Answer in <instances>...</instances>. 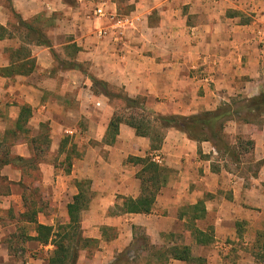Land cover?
<instances>
[{
  "label": "crops",
  "instance_id": "obj_1",
  "mask_svg": "<svg viewBox=\"0 0 264 264\" xmlns=\"http://www.w3.org/2000/svg\"><path fill=\"white\" fill-rule=\"evenodd\" d=\"M73 1L0 0V140L15 137L10 131L29 107L26 131L17 130L9 147L13 155L37 158L32 183L23 167L0 170L8 185L0 190V264H49L53 245L30 238L35 222L21 216L22 184L48 188L50 206L60 203L66 220L83 179L92 197L80 212L78 264H264L253 253L264 231V123L227 124V143L254 142L240 162L173 127L154 148L151 134L139 135L125 122L113 133L112 100L89 77L166 116L255 96L264 86V0H139L127 13L140 17L139 25L121 37L96 34L109 21L95 7L122 14L115 1L83 13L82 0ZM29 59L32 70L12 69ZM41 136L49 142L45 150L34 140ZM63 139H70L66 159L69 147L82 152L70 171L38 158L51 145L55 153ZM144 158L156 163L159 177L150 178L156 175L138 161ZM147 196L148 211L128 208ZM57 216L50 208L37 220L55 225ZM184 245L189 258L175 257L172 250Z\"/></svg>",
  "mask_w": 264,
  "mask_h": 264
},
{
  "label": "trees",
  "instance_id": "obj_2",
  "mask_svg": "<svg viewBox=\"0 0 264 264\" xmlns=\"http://www.w3.org/2000/svg\"><path fill=\"white\" fill-rule=\"evenodd\" d=\"M4 31V27L0 25V37L3 36L1 31ZM42 37V34H38ZM20 56V53H19ZM34 67V60L29 59L24 62H20L12 69L17 71H28ZM11 68V67H10ZM2 70V73H5ZM93 82L94 87L98 92L108 96L109 98L118 97L127 102L130 114L127 117L119 116L115 113L110 122V128L115 134L118 131L121 122H125L134 127L139 135L150 136L152 135L153 147L157 148L163 141L164 132H153L155 125L159 126L163 131L168 127H173L183 131L188 137L196 140H208L218 150L221 155L228 158V161L240 162L242 157H245V152H250L254 142L251 139H240V147L232 146L226 141V126L231 120H239L245 123H264V86L261 91L252 97H237L231 102L221 104L215 109L205 110L197 114L192 115H160L149 110L142 104V100L139 98H130L122 90L120 93L113 94L110 91V85L108 82L100 80L94 76H89ZM114 91V90H113ZM116 92V91H115ZM29 107H23L22 116L18 120L15 129L10 132L16 137L17 130L21 131L25 129L24 118L27 117V111ZM131 110V111H130ZM136 110V111H135ZM38 141L39 138L34 139ZM7 140H0V170L9 163L15 164L19 167L28 168L29 166H36L37 158L31 159L25 158L21 155L11 154L10 147L7 145ZM40 148V147H39ZM240 148H243L242 151ZM42 150V149H41ZM38 156V155H37ZM146 164L145 168L151 173L158 170L155 162L150 159H138ZM159 177L151 175V179ZM0 180L4 181V177L0 175ZM78 193L74 196L73 202L68 204V218L63 221L58 220L55 225H48L38 223L37 215L40 211H47V202L42 197H36L39 193L38 188H33L29 185H24V206L25 211L22 213V218L27 221L35 222V229L37 235L29 236L35 240L40 241L44 245L52 244L53 248L48 250L49 264H78L79 250L83 241L80 225V212L88 206L92 197L90 190V182L87 179L77 180ZM41 196V195H40ZM152 202V197L140 198L138 201H132L128 205L130 210H143L148 211ZM23 234V233H22ZM128 253L129 251H125ZM175 257L181 259H188L190 256V247L184 245L172 250ZM253 253L258 259L264 260V231L258 234L256 240V248Z\"/></svg>",
  "mask_w": 264,
  "mask_h": 264
},
{
  "label": "rangeland",
  "instance_id": "obj_3",
  "mask_svg": "<svg viewBox=\"0 0 264 264\" xmlns=\"http://www.w3.org/2000/svg\"><path fill=\"white\" fill-rule=\"evenodd\" d=\"M73 1V0H71ZM78 0H74L73 2H76ZM105 0H82L80 3H79V6L81 5L82 8L79 7V12L78 13H83L84 10L89 7V9L91 10L94 9V7L98 4V3H101ZM107 2H116L117 4V7L119 8L120 12H122V14H127L129 12H131V10H133L136 6V2H138L139 0H106ZM92 11V10H91ZM110 91L115 94V93H120L122 91V88L118 87V86H110ZM114 90V91H113ZM116 91V92H115ZM112 100V106L114 107V111L119 115V116H124V117H127L130 112H129V109H128V105H127V102H125L122 98H118V97H112L111 98ZM131 111V110H130ZM136 111V110H135ZM155 126V130H153V128L150 130L151 132L153 131L154 133L157 131V132H163V130L159 127V126H156V124H154ZM83 126V125H82ZM26 128V126H25ZM82 132H85V127H82ZM81 130V129H80ZM26 131V130H25ZM16 138L15 137H12V136H9V138L7 139V145L11 144L13 141H15ZM70 139H63L62 142L60 143V147L59 149L53 153V152H48L52 149V145L50 147V149L48 148L47 149V152L44 153V154H40L38 156V158H42L43 160H49V161H52L54 163H56L57 166H60V167H64L65 168V171L67 170H71L72 168V164H74V161H73V158L74 156L75 157H80L82 154V152H80V150H77L79 149L77 146H73V149L72 147L68 148L67 151L68 153H73V155H70L69 159H66L65 155L66 154H63V148L67 147V145L70 143L69 141ZM88 143H91L90 140L88 141ZM38 146H40L42 149H46V146H48L49 142H48V139L41 136L39 138V140L37 141L36 143ZM86 146V145H85ZM75 147V148H74ZM84 147V145H83ZM60 148H62V150L60 151ZM77 148V149H76ZM65 151V150H64ZM251 154L249 153L248 154V157H250ZM62 159V160H61ZM61 161V163H60ZM66 163H65V162ZM36 167V166H35ZM250 170H253V167L251 166L250 167ZM37 172V168L35 169L34 166H29L28 168L25 167V174H24V178H26V181L27 182H34L35 179H37V175H35V173ZM87 175V174H85ZM87 177V176H85ZM89 178V176H88ZM74 178L72 179V183L71 185L73 186L74 185V182H73ZM8 185L6 184V181H1L0 180V190H4V189H7ZM10 188V187H9ZM16 190H17V187H14ZM35 193H39L38 195H36V197H42V199L44 201L47 202V205H46V210L49 211L50 208H54L56 209L57 211V218L61 221L64 220V218L60 215L62 214V207L60 206V203L57 202V204L55 206H50V197L48 196V188L46 187H40L38 188V191L35 192ZM41 195V196H40ZM54 204V203H53ZM26 232V231H25ZM25 232H23V234L21 235V237H25L26 234ZM28 232V231H27ZM20 238V237H19ZM18 238V239H19Z\"/></svg>",
  "mask_w": 264,
  "mask_h": 264
},
{
  "label": "built area",
  "instance_id": "obj_4",
  "mask_svg": "<svg viewBox=\"0 0 264 264\" xmlns=\"http://www.w3.org/2000/svg\"><path fill=\"white\" fill-rule=\"evenodd\" d=\"M94 13L100 17H106L109 21L108 27H100L97 30V36L106 37L112 33L114 37H121L127 31L136 29L140 22V17L132 14H120L118 12H111L104 9L102 6H97L94 9ZM154 160L157 163L163 161V156L155 155Z\"/></svg>",
  "mask_w": 264,
  "mask_h": 264
}]
</instances>
